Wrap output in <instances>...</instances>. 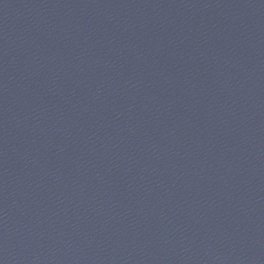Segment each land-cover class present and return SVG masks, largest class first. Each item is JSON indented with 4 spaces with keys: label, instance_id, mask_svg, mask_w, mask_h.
Wrapping results in <instances>:
<instances>
[{
    "label": "water",
    "instance_id": "1",
    "mask_svg": "<svg viewBox=\"0 0 264 264\" xmlns=\"http://www.w3.org/2000/svg\"><path fill=\"white\" fill-rule=\"evenodd\" d=\"M0 264H264V0H0Z\"/></svg>",
    "mask_w": 264,
    "mask_h": 264
}]
</instances>
